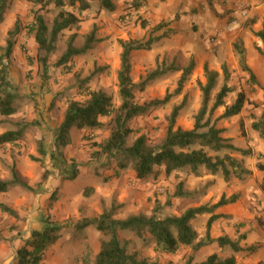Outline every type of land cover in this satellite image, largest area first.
I'll return each mask as SVG.
<instances>
[{"label": "rangeland", "instance_id": "obj_1", "mask_svg": "<svg viewBox=\"0 0 264 264\" xmlns=\"http://www.w3.org/2000/svg\"><path fill=\"white\" fill-rule=\"evenodd\" d=\"M70 1L64 0L62 9L76 12L80 21L58 35L50 54L40 50L30 28L38 12L52 28L62 10L54 2L42 9L36 0H9L0 23V71L6 70L18 106L15 116L0 114V135L30 124L24 138L0 146V179L11 180L15 169L34 188L28 191L17 186L0 193V264H17L18 247L34 230L42 229L48 218L65 228L61 240L48 251L42 264H93L105 236L94 226L79 228L78 223L83 218L100 215L103 208L117 207V219L138 214L149 217L158 214L165 218L179 216L191 207L212 206L223 195L234 194L238 195L236 203L215 211L222 217L213 223L211 237L227 235L236 240L244 235L241 245L246 250L235 255L239 264H264V173L257 167L258 163L264 164V138L253 128V123L261 121L264 115V55L259 51L263 43L255 36L263 26H255L259 16H250L258 3L254 0H112L116 10L109 11L101 6L100 0H86L90 8L82 13L77 10L79 2L75 7ZM16 27L14 49L8 55L9 33ZM93 31L96 41L90 50L64 62L62 58L71 39L74 38L75 47L82 48ZM151 37L158 41L149 50L134 51L131 56V76L137 85L135 102L144 104L163 100L167 95L172 97L166 105L153 106L146 115L128 122L131 130L128 144L140 135H145L152 145L162 144L169 116L180 105L183 106L176 125L193 129L202 107L207 66L210 71L218 72L219 77L204 122L210 118L211 124L222 131V137L246 151L224 150L219 155L237 159L250 174L237 177L232 172L226 178L223 171L214 174L202 166L197 171L186 167L166 176L162 168L159 176L138 180L131 166H119V157L96 153L97 145L111 135L113 121L106 117L102 118L104 126L100 129L74 128L71 143L63 148L66 162L69 165L74 162L78 169L75 180L64 179L72 174L71 168L62 175L55 167L52 144L68 104L74 100L86 101L89 90H101L111 95L119 107L121 41L147 42ZM193 61L194 69L181 94L175 95L184 70ZM157 68L166 73L149 80L141 89L138 85ZM245 68L253 71L257 84L251 81ZM225 85L230 91L224 105L210 114ZM241 92L246 97L242 112L223 117L226 107L233 105ZM40 144L47 155L39 153ZM181 182L184 192L189 193L185 198L174 196ZM52 196H56L54 202ZM2 205L16 211L19 218L5 213ZM226 207L231 210L225 211ZM210 217L211 214L205 213L191 221L200 238L207 234ZM119 235L128 253L148 264H187L191 259L192 264H197L214 253L223 258L233 254L230 249L222 251L216 243L196 253L191 247L183 246L178 252L168 254L156 249L149 233L141 238L130 230L120 229Z\"/></svg>", "mask_w": 264, "mask_h": 264}, {"label": "trees", "instance_id": "obj_2", "mask_svg": "<svg viewBox=\"0 0 264 264\" xmlns=\"http://www.w3.org/2000/svg\"><path fill=\"white\" fill-rule=\"evenodd\" d=\"M9 0H0V23L4 19L5 11ZM42 5V9L50 3H55L61 9L64 8V0H36ZM77 10L85 12L89 10L90 3L86 0H71L70 5L77 6ZM101 6L109 11H115L116 6L112 0H100ZM80 21L78 14L74 11L61 10L59 15L53 22L50 28L44 16L38 12L35 23L31 26L30 31L35 33V40L40 48L47 54H50L55 48V42L58 35L65 29L70 28ZM160 27V26H159ZM18 33L17 27L9 33L6 51L10 55L13 52L15 41L13 38ZM262 43L263 48L259 51L264 55V23L260 31L255 33ZM96 41L95 31H93L86 39L85 45L82 48H77L73 45L74 38L68 45L66 53L62 60L68 61L73 56L83 55L91 48L92 43ZM158 39L151 37L147 42L140 41H121V67L118 71L119 94L121 105L116 106L111 95L104 91L89 90V98L82 101H72L68 104L64 119L58 129L52 144L51 158L56 168L63 175L66 170L72 172L66 175L64 179L75 180L78 176V169L75 163L68 164L63 152V148L71 143V132L74 128L78 130H95L104 126L102 118H108L112 123L111 135L103 143H99L97 154H107L112 157H119L118 164L121 168L131 166L138 180L149 179L160 175V169H164L166 176L186 168L191 167L193 171H197L199 167H205L212 173L223 171L226 178L234 172L237 177H242L244 173H251L242 168L240 161L230 155L220 157L219 153L224 150L246 152L242 149H237L233 144L229 143L228 139L221 136L222 131L214 124H211L210 118L204 122L209 112V103L211 92L216 87V81L219 77L218 72L210 71L205 67L207 83L202 87L203 102L196 118L193 129L185 130L177 126V119L182 106H177L173 109L168 119V127L162 144L152 145L149 143L145 135H140L136 140L129 145L128 139L131 130L128 127V122L138 116H143L149 113L153 106L166 105L172 95H167L163 100H155L153 102L138 104L135 102L134 89L137 85L133 82L131 72V56L134 51L149 50ZM241 55L244 53L239 52ZM195 63L191 62L180 78L179 85L174 92L175 95L181 94L183 86L188 76L192 73ZM250 75L251 81L257 84L256 75L252 70L245 68ZM226 71V69H225ZM166 73V70L157 68L152 71L138 86L141 89L149 80L158 78ZM230 89L225 85L217 95L216 101L210 110L213 114L215 110L224 105V98L229 93ZM17 95L12 87V84L7 78L6 70L3 68L0 71V114L6 117L15 116L18 112L16 104ZM246 97L244 93H240L235 103L226 107L223 117H232L239 115L245 105ZM30 124L25 123L17 130H10L0 135V146L15 143L24 138L26 128ZM207 128V130L202 131ZM253 128L260 132L264 138V115L261 121L253 123ZM199 146V148H194ZM210 150L216 153L212 156L208 153ZM39 153L47 155V152L40 144ZM246 154V153H244ZM258 169L264 173V164L258 163ZM232 168V170L230 169ZM239 168L241 171L239 172ZM13 178L9 181L0 179V193L7 192L14 187H23L28 191H34V188L24 182L18 175V172L13 169ZM46 176V175H45ZM47 177V176H46ZM183 183L178 186L177 193L174 195L178 198H185L189 193L183 190ZM264 190V181H263ZM56 196H52L54 202ZM238 201V195L234 194L231 197L223 195L220 200L212 205H201L198 207L188 208L179 216H168L165 218L159 217L158 214L146 216L138 214L130 216L126 219H117L118 208L112 207L110 210L103 208L100 215L94 217L83 218L79 223V228H87L94 226L101 232L105 239L101 241L100 251L95 257L93 264H148L145 260H140L137 255L128 253L127 249L122 245L119 230H130L139 237H144L149 233L153 236L156 249L163 253L174 254L183 246L191 247L193 252L200 251L203 247L209 244L216 243L222 251L232 250L233 254L228 257H221L214 253L206 260L197 264H239L236 254L244 252L246 249L241 245L244 235L240 239H232L224 235L218 238L211 237V228L213 223L222 217L221 214H216L215 211L219 208L234 204ZM3 211L14 217L19 218V215L13 209L2 205ZM205 213L211 214L207 222V234L205 237H199L198 232L192 227L191 221L197 216ZM64 225L46 220V224L41 230H34L31 237L23 241L18 247L16 262L17 264H42L46 259L48 251L58 243L62 238ZM192 264V259L187 263Z\"/></svg>", "mask_w": 264, "mask_h": 264}, {"label": "crops", "instance_id": "obj_3", "mask_svg": "<svg viewBox=\"0 0 264 264\" xmlns=\"http://www.w3.org/2000/svg\"><path fill=\"white\" fill-rule=\"evenodd\" d=\"M257 4V6H254L251 10V13H250V16L252 18L254 17H258V23L255 24V26H257V28H260L263 26V21H264V0H254ZM253 1V3H254ZM259 30V29H258ZM257 30V31H258ZM262 62V61H261ZM263 63H264V60H263ZM227 208V209H226ZM225 208V211H230L231 210V207H226ZM223 210V209H221ZM37 230H41V229H37ZM253 241V240H252Z\"/></svg>", "mask_w": 264, "mask_h": 264}, {"label": "built area", "instance_id": "obj_4", "mask_svg": "<svg viewBox=\"0 0 264 264\" xmlns=\"http://www.w3.org/2000/svg\"><path fill=\"white\" fill-rule=\"evenodd\" d=\"M246 14V13H245Z\"/></svg>", "mask_w": 264, "mask_h": 264}]
</instances>
